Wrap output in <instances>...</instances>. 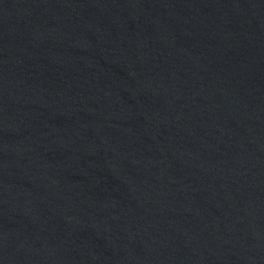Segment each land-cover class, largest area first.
I'll use <instances>...</instances> for the list:
<instances>
[{"label":"water","instance_id":"95a60500","mask_svg":"<svg viewBox=\"0 0 264 264\" xmlns=\"http://www.w3.org/2000/svg\"><path fill=\"white\" fill-rule=\"evenodd\" d=\"M0 264H264V0H0Z\"/></svg>","mask_w":264,"mask_h":264}]
</instances>
